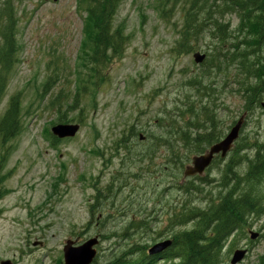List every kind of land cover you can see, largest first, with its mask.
Masks as SVG:
<instances>
[{"label": "rangeland", "instance_id": "rangeland-1", "mask_svg": "<svg viewBox=\"0 0 264 264\" xmlns=\"http://www.w3.org/2000/svg\"><path fill=\"white\" fill-rule=\"evenodd\" d=\"M190 1L119 0L113 29L125 33L127 46L96 88L82 11L86 0H15L17 61L0 103V122L10 100L19 96L22 131L5 143L0 138V263L65 264L67 241L80 247L95 237L92 264H107L137 244L148 252L171 239L178 228H171L169 219L181 206H203L207 199L202 197L216 193L232 153L203 175L214 183L203 185L202 194H188L178 184H184L185 169L196 155L183 149L178 128L189 120L186 111L192 105L205 122L199 107L207 104L225 137L245 113L244 100L232 80L234 67L207 71L206 80L192 85L207 70L193 55L212 54L208 49L216 44L206 26L194 51L175 52ZM226 22L236 29L239 19L229 15ZM260 54L263 60L264 45ZM204 84L217 92L208 98L199 94ZM60 93L63 98L53 104ZM62 118L81 129L52 146L49 133ZM245 125L242 145L264 144V108L248 116ZM132 127L138 135L121 144ZM149 134H167L175 154L190 161L175 165L168 145L152 146L154 136L140 141V135ZM98 194L100 204L92 214ZM132 222L137 226L126 234ZM239 249L247 254L238 264H258L264 255V216L228 243L223 264H231ZM156 264L170 263L160 259Z\"/></svg>", "mask_w": 264, "mask_h": 264}, {"label": "trees", "instance_id": "trees-1", "mask_svg": "<svg viewBox=\"0 0 264 264\" xmlns=\"http://www.w3.org/2000/svg\"><path fill=\"white\" fill-rule=\"evenodd\" d=\"M118 4L119 0H86L82 8L86 15L85 28L90 40L89 66L96 78V88L106 81L105 72L115 62L122 60L127 46L125 33L121 29H113ZM229 15L239 19L236 29H232L231 24L226 22ZM184 16L181 38L174 49L178 55L189 54L195 50L206 26L209 36L216 44L208 49L215 52L206 55L201 64L204 67L202 69L207 70L197 80L192 81V85L201 83L200 79L206 80L208 72H219L223 67L230 70L234 67L237 72L232 80L240 86L239 92L244 100V114L247 119L257 109L262 108L264 103V58L262 60L260 54L264 45V0H191ZM17 30L15 0H0V103L5 94L8 77L17 61ZM209 55L215 60L209 58ZM52 82L53 78H49L44 84L45 93ZM211 86L204 84L197 92L208 98L214 91L217 92ZM62 98L63 94L60 93L53 104ZM195 109L197 108L193 105L187 109L186 114L191 116L185 126L179 125L178 129L183 149L187 153L200 155L218 143L224 137L225 131L218 126L219 121H216L207 104L199 107L202 116L206 118L205 122L199 119L200 113L195 112ZM208 121L212 124L211 127H208ZM59 122L69 123L64 118ZM234 125L235 122L228 128L231 129ZM21 131L22 107L19 96H16L10 100L9 108L0 122L2 143L14 139ZM137 135L135 127H132L129 135L121 139V144H126L127 138ZM151 136H154L152 146L168 145L172 149L175 165L181 164L183 167L185 162L190 161L186 155L182 156L186 159L183 161L175 154L174 142L171 143L167 134H149L145 137L149 139ZM241 140L236 142L231 151L232 155L224 163L216 193L204 195L202 199L207 200L203 206L183 205L170 216V227L178 229L172 231L169 239L172 245L166 251L150 256L146 252L147 246L137 244L107 264H156L160 259L170 264H223L228 243L264 216V144L246 141L242 145ZM57 142L54 138L53 145ZM245 150L254 154H243ZM221 162L223 160L217 157L209 171ZM194 181L201 184L197 185ZM214 182L197 176L185 179L184 184H178V188L188 194L193 191L194 194H202V186ZM100 195H97L96 203L91 207L92 214L100 204ZM133 224L134 222L126 229V234L131 227L137 226ZM258 264H264V255L259 258Z\"/></svg>", "mask_w": 264, "mask_h": 264}, {"label": "water", "instance_id": "water-1", "mask_svg": "<svg viewBox=\"0 0 264 264\" xmlns=\"http://www.w3.org/2000/svg\"><path fill=\"white\" fill-rule=\"evenodd\" d=\"M193 58L196 64H202L206 59V55L202 54L201 52H197L194 54ZM245 117L246 116L243 115L232 127L227 136L219 143L213 145L206 154L193 157L191 165L186 167L184 173L185 178L203 176L206 170L211 166L215 157L218 155H220L222 159L226 158V156L232 150L235 142L239 139L240 132L245 124ZM79 130L80 125L78 124H60L52 129V133L59 139H65L74 138L78 134ZM141 139L144 140V136H141ZM255 238L256 235L252 234L251 239L254 240ZM98 242V238L95 237L84 243L83 246L73 247L74 242L70 240L67 241L66 246L64 247L65 264H92L96 256V250L94 247L98 244ZM35 245L37 246V244ZM171 245V240L158 243L149 250L148 254L150 256L161 254ZM246 254V250H237L234 253L233 259L231 260V264L240 263ZM0 264H12V262L2 261Z\"/></svg>", "mask_w": 264, "mask_h": 264}, {"label": "bare ground", "instance_id": "bare-ground-1", "mask_svg": "<svg viewBox=\"0 0 264 264\" xmlns=\"http://www.w3.org/2000/svg\"><path fill=\"white\" fill-rule=\"evenodd\" d=\"M60 124H63L62 122H59V123H55V124H53L54 126L51 128V131H52V129L54 128V127H56V126H58V125H60ZM252 155V154H251ZM246 164V163H245Z\"/></svg>", "mask_w": 264, "mask_h": 264}, {"label": "flooded vegetation", "instance_id": "flooded-vegetation-1", "mask_svg": "<svg viewBox=\"0 0 264 264\" xmlns=\"http://www.w3.org/2000/svg\"><path fill=\"white\" fill-rule=\"evenodd\" d=\"M140 141H141V142H145V140H142V139H140ZM95 203H96V199H95Z\"/></svg>", "mask_w": 264, "mask_h": 264}]
</instances>
